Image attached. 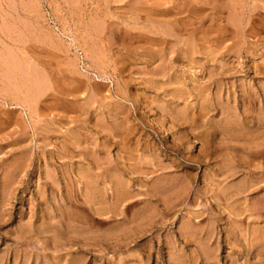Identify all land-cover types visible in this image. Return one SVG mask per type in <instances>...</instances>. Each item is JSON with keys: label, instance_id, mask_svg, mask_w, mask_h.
Instances as JSON below:
<instances>
[{"label": "rangeland", "instance_id": "1", "mask_svg": "<svg viewBox=\"0 0 264 264\" xmlns=\"http://www.w3.org/2000/svg\"><path fill=\"white\" fill-rule=\"evenodd\" d=\"M262 3L0 0V264H264Z\"/></svg>", "mask_w": 264, "mask_h": 264}, {"label": "bare ground", "instance_id": "2", "mask_svg": "<svg viewBox=\"0 0 264 264\" xmlns=\"http://www.w3.org/2000/svg\"><path fill=\"white\" fill-rule=\"evenodd\" d=\"M253 1V0H252ZM251 2V1H250ZM263 4V3H262ZM261 4V5H262ZM252 5V4H251ZM264 5V4H263ZM253 6V5H252ZM172 10V9H171ZM233 10V9H232ZM261 10H263V9H261ZM247 11V10H246ZM196 18V17H195ZM242 19V18H241ZM207 21V20H206ZM221 21V20H220ZM163 25H165V24H163ZM177 25V24H176ZM175 25V26H176ZM169 26V25H168ZM171 27V26H170ZM189 27V26H188ZM163 29H166V28H163ZM173 29V28H172ZM167 31H169V29L167 30ZM240 31V30H239ZM155 32V31H154ZM169 33H172V32H170L169 31ZM177 36V35H176ZM171 37V36H170ZM177 38V37H176ZM175 38V39H176ZM238 49V48H237ZM191 50V49H190ZM184 54V53H183ZM193 56V55H192ZM189 65V64H188ZM215 71V70H214ZM47 83V82H46ZM46 85V84H45ZM178 85V84H177ZM41 88H43V87H41ZM43 90V89H42ZM202 90V89H201ZM204 91V90H203ZM39 92V91H38ZM41 93V92H40ZM91 93V92H90ZM39 94V93H38ZM125 97V96H124ZM221 100V99H220ZM36 101V100H35ZM210 101V100H209ZM29 103V102H28ZM15 104V103H14ZM199 127V126H198ZM161 129V128H160ZM213 129V128H212ZM161 131H162V129H161ZM163 133H164V131H162ZM165 134V133H164ZM166 135V134H165ZM126 137V136H125ZM166 137H168V133H167V135H166ZM178 141V140H177ZM121 143V142H120ZM233 143V142H232ZM244 148H246V147H244ZM257 151V150H256ZM72 199V198H71Z\"/></svg>", "mask_w": 264, "mask_h": 264}]
</instances>
